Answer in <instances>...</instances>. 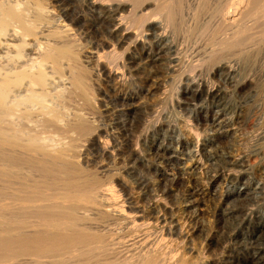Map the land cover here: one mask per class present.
I'll return each mask as SVG.
<instances>
[{"label": "rangeland", "instance_id": "rangeland-1", "mask_svg": "<svg viewBox=\"0 0 264 264\" xmlns=\"http://www.w3.org/2000/svg\"><path fill=\"white\" fill-rule=\"evenodd\" d=\"M14 1L0 0V3L4 2L3 4H5V6L7 7V5L10 6L11 3L14 4ZM41 1L45 4V6L48 7L49 10L53 12V16H54L52 17L53 24L57 25L59 23V24L67 25L71 29V31L73 30L72 32L74 33V35H76L77 41H79L78 47L81 48L80 59L83 61L85 65H88L89 70L88 69L84 70V74L87 73L86 82H90V84L85 83V85L86 84L87 85L86 87L84 86V90L71 89L59 101H61L62 106L66 108V112L68 114L70 112L72 113V114L70 113L69 116L73 115L75 111L77 112L78 110L79 112L77 113L81 112L80 114L87 116L88 122H86L85 120L84 121L85 124L81 122V124L79 123L76 125V128H70V129H76L75 132L78 130L77 135L76 133L70 134L74 130L70 133H68L69 131L66 133L65 130H61V128L58 127V125L56 126V124H51L48 130L47 128L44 130L42 129V132L48 131V133L50 132H52V134L55 133L53 134L55 135V137L57 136V138L60 139L62 137L64 141L65 140L68 141L70 139L68 137H72V135H76V137H78L80 134L82 135L84 133V136L80 135L81 137L78 140L79 141L78 143L81 146L80 149H82V151H81V155L77 158L76 161H72L70 159L67 160L63 159V161L65 162H63L62 160L59 161L58 159H55V157L51 155L50 151L46 150L47 151L46 152L45 150L44 151L41 150L40 152L39 150L34 151V149L32 148L30 147L28 148V146L26 145L27 143L25 142V139L28 137L27 135L21 136V134H18L20 136L18 135L15 137L12 136L17 141L19 140L21 143L25 144L21 147L16 145L19 147L18 149H22L24 146L25 147L27 146L26 148L25 147L23 148V151L24 152L26 151L24 154H26L29 157H33L34 155L40 157L41 164H39V162L37 163V162L25 161V160L21 162L16 160L12 161L8 158H5L6 159L5 160L4 157L2 156H1L2 158L0 157V205L7 203L10 204L12 207H14V208L10 207L9 209H7L8 213H6L7 211L4 213L0 211V214L3 213V216H1L2 214L0 215L1 218L0 236L2 235L1 237L3 236L6 237V236H10L11 234H17L19 232H22L23 229L25 227H28L29 225L42 227V226H46L44 224L47 223H48L47 226H49L50 224L52 225L53 223L67 224L68 222L72 221L71 223L79 224L81 226L86 225L88 227L87 228L85 226V229L81 231L80 236L82 235L83 236V237L81 236L82 238L88 237L86 239L89 240L90 246H88V244L85 245L84 243H78L73 247H69L70 249L67 248L68 246L66 247L62 246L63 249L62 250L61 247L58 249L57 247L55 248V246L53 249L51 248L53 247V245L49 244L48 246L51 247L50 250L48 251L49 247L47 246H45L47 248L43 247V249H45L43 250L40 247H36V248L33 247L27 241L26 243L24 242L20 243L18 241L17 242L8 241L12 243L10 244L8 242H3V239H1L0 237V239L2 240V241L0 240V264H24V263L25 264H74V263L75 264H117L116 261L120 262L121 259L117 260V257L106 255L104 251L101 252L100 247L103 245L102 242L103 240L102 241L100 240L101 242L98 241L99 238L107 239L110 238L111 236L113 240L116 239L118 240L119 236H122V234L128 232L129 227H131L130 224L121 220L118 222L115 221V223L114 221H109L107 223L101 220L102 217L99 218L95 213L93 214L92 211H87L86 213L83 210V212H85L83 213L81 209L80 212L74 211L77 212L75 214L72 213L73 212L72 211L71 214L74 215H70L68 212L67 214L66 212L54 213V211L53 212L40 211V213L36 212L37 214L36 215L35 213H32L29 209H27L28 208L27 206L31 205L33 201L35 203H42V202L48 203L49 201L51 202L52 199H53L52 201L58 199L57 201H66L67 203H71L74 205L75 203H77V201L80 200V198H84V200L81 199L83 200L82 201L83 204L85 203L88 204L86 201L89 199L88 197L90 196L89 191L91 192V190L97 189L96 186H99L98 188L101 187L105 189L106 192L112 191L114 189L113 191L116 193V195L121 199H123L125 197V192L120 186V182H119L120 178H125L128 181H130V183L133 186L132 192L134 193V196L138 197L139 194L140 195L144 194L147 195L148 197L149 194L146 193V187L141 186L137 182L138 180L137 178H139V176H143L147 180L156 183L155 184L156 188H154V190L159 191V193L162 194L165 193L164 196L167 200L166 202L168 204L170 203V205L172 203V205L175 204L176 206L180 205L181 207H184L183 204L187 203V201L190 198L197 196L201 198L200 199L201 202L199 204L195 203L191 207L192 209L191 208L189 209L190 211L193 212L197 211L198 212L197 214L199 215L193 220H190L188 225H191L192 227L198 226V229L195 230V233L192 232L191 234L192 236L191 235L189 236L190 240L188 239V241L186 242V245L189 246L191 249L192 248L193 249L192 251H188L189 250L188 249L187 250L188 252L184 253L185 255L184 261L181 264L184 263L205 264L206 261H208L209 259L213 260V258L214 259L228 258L229 260L233 261L234 264H236L235 263L236 259L239 258L242 259L247 257L249 258V262L247 264H258L256 260L250 258L255 250V247L258 248L264 246V239H262L263 244H259V243L251 244L250 242L253 240L252 236L254 232L253 231L254 227L256 226V224H258L259 220H261V218L264 217V206H263L264 195L262 194V192L258 191L260 190V188L257 189L256 191V194L259 196L255 201L248 197H242V199L235 200L233 196L230 198V201L225 203L224 206L230 207V205L232 204L231 205L232 207L234 206L235 203V206L236 205H238L239 207L245 206L248 208L254 207L258 210L257 213L259 216L255 214L251 222L250 220H247V222H245L242 225V227H240V229L237 230V234H234L235 231L234 229L237 227V222H240L243 212H238L237 216L239 217L237 218L231 215H221L218 213L219 212L218 210L221 207L220 206L221 195L226 194L227 191L238 189L240 186L243 185L244 180H246L247 182L249 180L248 185L252 187L251 191H253V188L255 189L257 185H259L264 181V134H263L264 133V25H263L264 0L261 1V3L257 2L259 0H246V4L241 6L242 10L243 8L245 10V12H243L244 10L242 11L243 12L242 14L244 16L242 14L240 15L239 17L240 19L238 20L239 23H237L235 26H228L223 22L222 20L223 18H221L222 16L221 14L225 10L224 8H226L225 3L226 2L228 3V1L230 0H202L203 4L201 3L202 1L199 2L200 0L199 1L198 0H166V1L161 0L163 6H167V5L170 6L172 10L174 9L172 12L176 13L175 15L173 14L171 23H172V27H174L172 28V31L175 32L174 38L180 50L178 51L179 53L172 54L171 56L173 57L178 55V57L181 58V62L177 63L178 65H175L176 71L170 72L169 73L170 76H169L167 73H164L162 67L164 63H168L167 58L170 55L167 54L166 56H164L165 60L162 61L164 62L162 66L160 64V67L162 69L160 70L159 73L161 74L162 81L160 84H158L159 86L157 85L155 87L154 86L150 87L145 84L143 85V83L140 80H136V79H135L136 81L135 80L132 82L129 81L130 83L127 84L122 83V81L120 82L116 81L115 83V80H108V79L103 80L104 78L102 75H101L102 77L98 76L100 75L99 73H97L96 71L95 72L92 71L93 64H92V58L89 56V51L91 50V48L92 49L96 48L95 45H97V47L100 48L98 50H100V52L104 54L105 57L104 59L106 60V62H109L111 65H115L116 57L122 58L121 55L124 52L125 47L116 44L115 39L112 38L110 39L111 42L115 44V48L104 47L106 40H108L107 35L105 33L106 31L104 32L100 30L98 32L97 31L94 32L95 30L92 28V23H91V20L93 18L92 12L89 11L88 7L84 5L82 0H41ZM194 1H196V3L198 1V3L196 4ZM233 1L231 0L230 2H233L235 5L233 4V6L230 7L231 10L230 9H226V10L233 11L239 5L238 2L239 0H233ZM5 2H7V5ZM172 5L175 7L179 5L181 7L175 8L172 7ZM221 5L224 8L220 7ZM255 5L258 6H256L257 8L254 9L253 6L255 7ZM5 6L3 7L5 8ZM3 7L1 8L3 9ZM219 8L221 10H219ZM249 8H252V10H250ZM8 9L10 11L9 7L6 8V11L5 9L2 10L3 12L1 10L0 11L1 13L4 12L7 13ZM218 10L219 12L221 11V13H219ZM250 12L252 13L249 14ZM174 16H176L175 21H173ZM79 18H81L82 20L80 22H77L78 21L77 19ZM183 19H185L186 21ZM256 19H258L259 22L256 21ZM125 20L128 21V18H125ZM261 20H263L262 21L263 24H259L262 23ZM254 23H256L255 24L256 27L255 25H253ZM232 27L234 28L233 30ZM240 27L243 30L242 29L239 30ZM246 27H248L249 30L246 29ZM75 31L77 34L75 33ZM232 31L233 32L236 31L237 36L235 35V32L233 33ZM43 35H46L47 37ZM43 35H42L43 39H41L42 37L40 36L39 37L40 40L38 42L44 43L46 42L47 38L48 40L54 39V36L52 38V35H48V33L47 34L45 33ZM232 35L234 39L230 37ZM229 40L231 41V43L236 42L237 40L238 41L233 45L230 43ZM228 41L229 44H231V46L228 45ZM212 46L214 47L215 50L216 49L219 50L220 48L222 50L223 47L222 51L216 50L218 53L222 52L221 54L219 53V57L214 56L216 54V51L213 49ZM33 48L35 50L34 46ZM211 48L214 50L215 53L213 51H210ZM135 52L139 56L141 62H144L145 57L141 55L140 49L137 48ZM209 52L210 53L213 52L211 54H214L213 55L214 58L210 57L212 55ZM206 53L210 58H213V60L210 59L208 60L207 58L208 56ZM117 54H120V56L118 57ZM221 55L224 56L222 57ZM203 56L204 58H206V60L202 58ZM200 59L201 61L199 63L202 65L199 64L198 67H196L197 69H195V71L191 72L190 74H193V77L196 76L195 77L196 80L198 81L199 79L198 82L207 80L212 84L218 85L221 89H223L224 98L222 99H225L226 102H223L220 106L214 105L209 100H205L204 102H202V100H200L199 98H194L190 93H186V94L182 93V89L184 88V86L186 85L185 83L187 82L185 80L183 81L181 77L183 76V73L184 75L187 73L189 74V72L184 71L187 70V67L184 65L185 64L187 65L188 62L196 63ZM226 60L228 63L233 61V63H230V65L233 64V66L236 65L238 66L239 64L243 63L239 65L241 66V68L243 67L242 72L244 75H242V77L246 76V73L250 74V77L253 78L252 84L245 85L242 87L243 88L242 89L236 87L235 85L236 82L225 81L222 76L219 77V75H213L212 70L209 68L212 66H213L212 68H214V63L218 64L220 61H226ZM204 62H206L207 64ZM235 63L237 64L235 65ZM172 64L174 65V63ZM244 65L247 67L249 66V68H246ZM158 69L155 68V70ZM179 74L181 77L179 76ZM164 75H165V79L163 77ZM171 75L173 77V80ZM89 76L92 78H90ZM177 76L180 78H178ZM88 79L90 80L88 81ZM175 79L178 81H176ZM115 87L118 89V91L122 92L121 93L122 96L130 97L124 99H132V100L124 101L123 104L117 103L116 100H120L121 98H119V96L116 95V91H114ZM202 99H206V98H202ZM132 101H134L136 104H138V107L139 106L140 107L135 112L133 111L128 113V111L125 110L127 109L125 106H127V102H132ZM179 102L181 103L179 104ZM92 103H97V108L95 107L96 105L94 104L95 106H93ZM147 106L148 107L152 106L154 107L155 110L152 111L150 109H147L146 108ZM120 107L122 108V110L120 111L119 114H116L115 108H120ZM222 107H224L225 113L220 118H218V120L213 122L211 118L214 116V113L217 112L218 110L222 111L221 109ZM237 107L242 108L244 110V113L242 114L243 116L239 122L234 121L233 123H231V120L229 118H232V116L235 115ZM94 109L96 110L94 111ZM159 119L160 121H164V122L169 121L171 124L177 125L178 128L177 135L181 136L183 141L182 143L183 146L194 143L199 139L201 143H205L206 150L201 152L200 154V159H201L200 166L198 167L196 172V176L198 177L197 181L194 182L193 180L189 178L187 179L185 177L182 180L184 182L180 181L176 184H172L169 180H164L162 181L161 184L157 183L159 181V176L158 173L156 172L157 169L155 168V166H152L153 164L152 160H154V154L152 151H150L149 148H147L150 138L147 139L148 142L145 141V139L142 138L141 132L142 130H144L143 128H148L149 126H152L155 122L159 121ZM121 120L124 122H132V129H131L132 131L130 130L128 132V135L132 136V138L134 139L137 138V140H139L138 147H140V150L142 149L141 151L143 156L146 155L145 156V158L147 157L146 162L143 163L137 162L133 164V163H125V162L116 163L115 161L114 162L109 161L107 160L106 157L101 156L97 152L94 146L92 145L89 146L87 144L86 136H89L90 133L92 134L96 130L99 131V129H101L102 127L103 128L101 130L104 131H102L101 132L102 134L101 133L100 134L103 139L105 138L108 140H112L113 137H116L119 140H122V135L120 130L122 129L120 124ZM9 121H10L9 124H7L8 122L5 124L10 125L12 121L11 120ZM95 128L96 130L93 131ZM153 129L154 128H152V130ZM56 130L59 131V133ZM39 131L41 130L39 129ZM42 132L37 131V134L39 133L41 134ZM23 136L25 139L23 138ZM27 149H29L30 151ZM225 154L245 155V157L248 158V160L246 161L248 165L247 167H244V170L247 168L246 172L243 174L241 180L238 179L237 177H233V178L226 177V178H222V180L219 179V180H215L212 183H208L209 179H206V177L208 178L212 173H214L217 167L222 168L225 172H228L230 170L229 165H226L225 163L222 162V159ZM191 158L192 156H188L185 159H183L179 164L187 166L191 162ZM132 164H133V168L135 169L134 173L129 170V166H131ZM177 165H178L177 163L173 162L166 167L167 170L170 169V171L168 170L170 173H173L174 171H177L176 169ZM91 185H93L92 186L93 189L89 188L91 187ZM196 185L199 186L200 194L191 195L190 188ZM84 189H86L87 191L89 190L88 193ZM163 190L166 191L163 192ZM84 191H85V195H84ZM86 196L87 199H85ZM41 199L43 201H41ZM228 203L231 204L229 205ZM248 203L250 204V206H247ZM255 204L256 206H254ZM4 214L6 217L4 216ZM83 214L88 217L84 216ZM183 214L184 213L181 210L180 215ZM39 217L41 218V220L39 219ZM43 218H45L46 220ZM236 218L238 221L236 220ZM67 219H69L70 221ZM41 221L43 224L40 223ZM37 223L42 225H38ZM84 226L82 227L84 228ZM135 234L143 235V232L137 231ZM102 236H104V238ZM7 244L10 245L8 246ZM137 246L132 248L131 251L130 250L125 251L126 253L129 252L128 254H131L130 258L135 264L136 263L139 264L140 262V261L138 262V258H139L138 254L140 252L143 251L142 253L145 252L147 253L150 251V250L148 251V247H144L141 245H137ZM154 246L156 248L158 246L159 251L161 250V254H163L162 256L168 258V262L170 261L171 256L183 250L181 248L182 246L181 242H176L175 240H171L168 237H166L165 240H162L160 243L156 242ZM134 254L137 255L135 256ZM162 256L159 258L154 257L155 262L151 261L152 263L151 262L149 263L148 262L149 260H147L146 264H162L163 262L164 264L165 263L168 264L166 262L167 259L163 257L165 259L163 261ZM111 257L114 259L116 258L115 259L116 261ZM128 262L129 260L119 264H125V263L128 264ZM142 262H144V260ZM259 264H264V261H262Z\"/></svg>", "mask_w": 264, "mask_h": 264}, {"label": "bare ground", "instance_id": "bare-ground-1", "mask_svg": "<svg viewBox=\"0 0 264 264\" xmlns=\"http://www.w3.org/2000/svg\"><path fill=\"white\" fill-rule=\"evenodd\" d=\"M82 1L84 5L88 7L89 11L92 12L93 18L91 20V23H92V28L95 30L94 32L96 31L98 32L100 30L104 32L106 31L105 33L107 35L108 40H106L104 47L115 48V44L111 42L110 38L115 39L116 44L125 47L124 52L121 55L122 58L116 57L115 65H111L109 62H106V60L104 59L105 58L104 54H102L100 50H98L100 48L97 47V45H95L96 48H93V49L91 48V50L89 51V56L92 58V64H93L92 71L94 72L96 71L97 73H99L100 75L98 76L102 75L104 78V79L102 78L103 80H107V79L115 80V83L116 81L117 82L122 81V83L127 84V83H130L129 81L132 82L136 79V80H140L143 83V85L145 84L150 87H153V86L155 87L158 84H160L162 81L161 74H159L162 68L164 70V73H167L168 75L170 72L176 71L175 65H178L177 63L181 62V58L178 57V55L173 56V57L171 56L172 54L179 53L178 51L180 50V48L174 38L175 32L172 31V28L174 27H172V23H171L173 14L175 15L176 13L172 12L174 9L172 10L170 6L167 5L169 8L167 6H163V3H161V0H82ZM201 1L202 0H200L199 2ZM230 1H228V3L227 2L225 3L226 8L222 7V5L220 6L225 9L221 14L222 15L221 18H223L222 19L223 22L227 24L228 26H235L237 23H239L238 20L240 19L239 18L240 15L243 12H245L244 8H243L244 10L243 11L241 6L246 4V0H239L238 1L239 5L233 11H230L231 10L230 7L233 6L234 1L233 0H232L233 2H230ZM261 1L263 0H259L257 2L261 3ZM194 2L196 3V1ZM3 3H0V10L2 9L1 7L5 6V4ZM5 3L7 5V2ZM201 3L203 4V1ZM177 6L175 7L172 5V7H175V8L181 7V6L179 7ZM256 6L258 5H255V7L253 6V8L254 9L257 8ZM8 7L10 8V11L8 9L7 13L6 12H4L5 14L1 13V11L4 9L6 11V8ZM260 7H263V6H260ZM226 9H230V10H226ZM249 9L252 10V8H249ZM2 10L0 11V157L2 156L4 157V159L8 158L12 161L16 160V161L21 162L25 160V161H32V162H37V163L39 162V164H41L40 157L35 156V155L34 156L32 155L33 157H29L26 154H24L26 152V151L25 152L23 151V148L25 146L22 149H18L19 147L25 144L21 143L19 140L17 141L13 137L17 136L18 134H21V136L22 135L28 136V137L25 136L27 137L26 139L24 138V136L23 138L25 139V142L27 143L26 145L28 146V148L30 147L34 149V151L39 150L41 152V150L42 151L47 150V151H50L51 155L55 157V159H58L59 161L60 160L63 161V159H66V160L70 159L72 161H76L77 158L81 155V151H82V149H80L81 146L78 143L79 142L78 140L82 135L84 136V133L82 131L83 134L82 135L80 134L81 136L79 135L78 137H76L78 130L75 132L76 129H70V128H76L77 124L79 123L81 124V122L84 123L85 120L86 122H88V119H87V116L80 114L81 112L77 113L79 112L78 110L77 112L75 111L73 115L69 116L71 112L68 114L66 112V108L62 106L61 101L59 100H61V98H63L64 95L71 89L84 90V86L86 87L87 85V84L85 85V83L90 84V82H86L87 73L84 74V70L88 69V65H85L83 61L80 59L81 48L78 47L79 41H77L76 35H74V33L72 32L73 30L71 31V29L67 25L58 23L57 25L55 24L56 25L55 26L53 24V21H52V17H54L53 12L49 10L48 7L45 6V4L41 0H17V1H14V4L11 3L10 6L7 5V7L6 6L5 8L3 7ZM176 10H179V9H176ZM219 10L221 9L219 8ZM219 13H221V11ZM251 13L252 12H250L249 14ZM175 17L176 16H174L173 21H175ZM125 18H128V21H126ZM258 19H256V21H258ZM77 20H78L77 22H80L82 19L79 18ZM262 21L263 20H261V22ZM263 22L259 24H263ZM255 24L256 23H254L253 25ZM233 29L234 28L232 27V30ZM241 29L242 28L240 27L239 30ZM246 29H248V27H246ZM236 31H234L235 35H236ZM45 33L46 34L48 33V35H52V38L54 36V39L48 40L47 38L46 42L44 43L38 42L40 40L39 37L40 36L42 37V35ZM233 35L230 36L232 37V39H234ZM43 36H46V35H43ZM41 39H43V37ZM229 41H228V45L231 46V44L234 45V43H236L238 40L233 43H231L230 41L231 44H229ZM36 44L39 46H37ZM33 46L35 47V50ZM137 48L140 49L141 55L145 57V61L143 60L144 62H141V60L139 59V56L135 52ZM211 49L210 51L214 52L215 50L214 47H213L214 50L213 49L211 50ZM219 50L222 51L223 47H222V50L221 48ZM217 51L215 55L211 54L213 52L211 53L209 52L212 55L210 57H213V55L219 57V53L221 54L222 52L218 53ZM167 54L170 55L167 58L168 63H164L162 61L165 60L164 56H166ZM117 55L118 57L120 56V54H117ZM210 57L209 56L207 57L208 60L209 59L213 60L214 57L213 58H210ZM202 58H204V56ZM201 59L198 60V62L196 63L188 62L187 65L186 64L184 65L187 67V70H184V71L189 72V74L187 73L184 75L183 73L182 77L180 76L181 73L179 74L181 79L187 82V83L184 82L186 85L182 89V93L184 94L190 93L194 98H199L200 100H202V102H204L205 100H209L214 105L220 106L223 102H226L225 99H222L224 98L223 89H221L218 85L212 84L211 82L207 80L204 81L203 78H202L203 81L198 82L199 79L197 81L195 78L196 76L193 77V74H190L191 72H194L195 69H197L196 67H198V65L200 64L199 62L201 61ZM204 59L206 60V58ZM172 63H174V65ZM230 63H233V61L229 63L227 62V60L220 61L218 64L214 63V68H212L213 67L212 66L209 69L212 70L213 75H219V77L222 76L225 81L236 82L235 83L236 87L242 88L245 85L252 84L253 78L250 77V74L246 73V76L242 77V75H244L242 72L243 67L241 68V66L239 65L243 63L239 64L238 66L236 65L237 63H235L237 67L233 66V64L230 65ZM160 64L161 66L163 64L162 68L160 67ZM245 67L249 68V66L248 67L245 66ZM155 68L157 69L160 68L158 69L159 72L158 70H155ZM163 77L165 79V75ZM89 80L90 79H88V81ZM172 80H173V77H172ZM117 88L115 87L114 91H116V95H118L119 98H121L120 100H116L117 103L123 104L124 101L132 100V99H124V98H130V97L122 96L121 94L122 92L118 91ZM202 98H206V99H202ZM180 103L181 102H179V104ZM92 104L93 106L96 105L95 107L97 108V103H92ZM121 107L115 108L116 114L120 113V111L123 108ZM125 107L127 108L125 110H127L128 113H130L133 111L135 112L137 109H139L140 106L138 107V104L132 101V102H127V106ZM146 108L152 111L155 110L154 107L152 106L150 107L147 106ZM221 109L223 112L218 110L217 112L214 113V116L211 118L213 122L218 120V118H220L225 113L224 107H222ZM236 109L237 110L235 112V115L232 116L233 119L229 118L231 120V123H233L234 121L239 122L243 116L242 114L244 113V110L239 107H237ZM95 110L96 109H94V111ZM9 120H11L12 123L10 125H6L5 123L7 122H8L7 124L10 123ZM51 124H56V126L58 125V127H60L61 130H65L66 133L68 131H69L68 133H70L74 130L73 131L74 133L72 132L70 134L76 133V135H72V137H68L70 138L68 141L67 140L64 141L62 137L61 139L57 138V136L55 137V135H53L55 133L52 134V132H50L51 130L49 131L50 133H48V131L42 132V129L44 130L47 128L48 130ZM120 124L122 128L120 129L122 140H119L116 137H113L112 140H108L105 138L103 139L101 137V134H102L101 132L104 131V130H101L103 128L102 127L101 129H99V131L96 130L95 128L93 130V131L96 130L94 133L92 134L90 133V135L88 134L89 136H86L87 144L89 146L90 145L94 146L97 152L101 156L106 157L107 160L109 161H113V162L115 161L116 163L125 162V163H133V164L137 162L139 163L146 162L147 161V157L145 158L146 155L143 156L142 151H141L142 149L140 150V147H138L139 140H137V138L134 139L132 138V136L128 135V132L132 129V122H124L121 120ZM152 128L154 129L152 130ZM39 129L41 131H39ZM143 129L144 130H142L141 132L142 138L145 139V141H147V139L150 138L149 142L147 141L148 142L147 148H149L150 151H152L154 154V160H152L153 162L152 166H155V168L157 169L156 172L158 173V176H159V181L157 182L158 184L159 183L161 184L162 181L164 180H169L172 184H176L182 181L185 177L187 179L189 178L193 180L194 182L197 181L198 177L196 176V172H197L198 167L200 166V160H201L200 154L201 152L206 150L205 143H201L200 139L197 138L199 139L198 141L195 140L196 142L183 146L182 145L183 141H182L181 136L177 135V129H178L177 125L171 124L169 121L164 122V121H160L159 119V121L155 122L152 126H149L148 128H143ZM37 131L42 132V133L37 134ZM57 132L59 133V131ZM16 145H18L19 147ZM188 156H192L191 162L187 166L180 165L179 163ZM247 160L248 158L245 157V155L225 154L222 159V162L225 163L226 165H229L230 170L228 172H225L222 168L217 167L214 173H212L211 175L209 174L210 176L208 178L206 177V179H209L208 183H212L215 180H219V179L222 180V178H226V177H230V178L237 177L238 179L241 180L243 174L246 172V169H247L246 168L244 170V167H247L248 165V163L246 162ZM173 162L178 164L176 166L177 171L173 170L174 172L170 173L169 172L170 169H168L169 170L168 171L166 166L170 165ZM133 164L129 166V170L134 173L135 169L133 168ZM137 179H138L137 180L138 184L146 187V193L149 194L148 197L147 195H144L143 193H142L143 195L139 194L138 197L134 196V193L132 192L133 186L130 183V181H128L125 178H120L119 180L120 186L125 192V197L123 199H121L120 197L116 195V193L113 191L114 189L112 191H107L109 192L107 193L105 189L101 187L98 188L99 186H96L97 189L91 190V192L88 190L90 194V196L88 197L89 199L86 201L88 204L82 203L84 198H80L81 197L80 195L79 197L80 200L77 201V203H75L74 205L71 203H67L66 201H57L58 199L54 201H52L53 200L52 199L50 202L49 201L50 199L48 198L49 199L48 203L46 201H45L46 203H43V202L35 203L33 201V203L35 204L32 203L31 205L27 206L28 207L27 209H29L32 213H35V214L36 212L40 213V211L42 212L43 211L44 212L54 211V213L55 212L56 213L66 212V214L68 212L70 215H74L75 213L80 212V209H81L82 212L84 210L86 213L87 211H92L93 214L95 213L99 218L102 217L101 220L107 223L109 221H114L115 223V221L118 222L121 220V221H124L130 224L131 227H129L128 232L125 234H122V236H119V237L117 236L118 240L117 239L113 240L111 238L112 236L107 239H105L104 236H102L104 239L102 238L100 239L97 236L99 238L98 242H101L103 240L102 241L103 245L101 244L102 245V246L100 245L101 247L98 246L101 249L100 251L101 252L104 251L106 255L117 257V260L121 259V261L118 262L115 260L116 258L114 259L111 257L112 259L116 261L117 264L124 263L127 260H129L128 264L129 263L135 264L130 258L131 254H128L129 252L126 253L125 251L126 250L131 251V249L136 247L137 245L148 247V251L150 250L147 253L146 252L142 253L143 252L142 251L140 252L141 254L139 253L140 255L137 252L138 257H139L138 262L140 261L139 264L140 263L146 264L147 260H149L148 261L149 263L151 261L155 262L154 257L159 258L163 254H161V250L159 251L158 249L159 245L157 246V248L154 245L156 244V242L160 243L162 240H165L166 237L170 238L171 240H175L176 242H181L182 244L181 248L183 249L182 250L183 252L181 251L174 255L172 254L173 256H171V259L169 258L170 259L169 262H168L167 257L162 256V258L165 257L167 259L166 262L168 264H181L184 261V256H185L184 253L188 251H192L193 249L187 246L186 242L188 241L189 236L192 234V232L195 233V230L198 229V226L192 227L191 225H188L190 220H193L199 215L197 214L198 213L197 211L193 212V211H190L189 209L195 203L199 204L201 202L200 201L201 198L199 196L190 198L187 201V203L183 204L184 207H181L180 205L176 206L175 204L172 205V203L170 205V203L168 204L166 202L167 200L164 196L165 193L162 194V193H159V191L154 190V188H156L155 187L156 183H153L147 180L143 176H139V178ZM248 182L244 180L243 185L240 186L238 189L227 191V193L224 195L221 193L222 194L220 198L221 207L218 210L219 214L231 215V216H235L238 218L239 216H237V213L243 212L242 213L243 215L241 214L242 218L240 219V222H237L236 228L234 227L235 228L234 234H237V230L240 229V227H242V225L245 222H247V220H250L251 222L255 214L259 216L257 213L258 210L254 207H249V208L245 206L239 207L238 205L235 206V203H234V206L232 207H231L232 205L231 203H230L231 205L228 203L230 207L224 206L225 203L230 201V198L233 196L235 200L242 199V197H248L254 201L257 200L259 195L256 194V191L259 188L260 190L258 191L262 192V194L264 195V181L260 183L259 185H257L255 189L253 188V191H251L252 187L248 185L249 184ZM198 185L190 188L191 195L200 194L199 192L200 189ZM92 186L93 185H91V187L89 186L88 187L92 188ZM84 190L87 191L86 189ZM85 191H84V195H85ZM165 191L163 190V192ZM167 193H168V190H167ZM89 194H86V195H89ZM85 199H87V196L85 197ZM41 201L43 200L41 199ZM248 204L247 206H250V204L249 205ZM256 204L254 206H256ZM9 205L10 204H7V203L0 205V211L4 213L10 207L14 208L11 205L10 206ZM181 210L184 213L183 215H180ZM74 211H77V212H74ZM71 212L74 214H71ZM3 213H1L2 215L1 214L0 215L3 216ZM6 213H8V211ZM40 217L39 219L41 220ZM61 222H64V221H61ZM71 222H68L67 224H61V223L54 224L52 222L53 223L52 225L49 223L50 225L47 226L48 225L47 223V224H44L46 226H42V227L40 226L36 227L35 225L31 224L32 226L29 225L28 227H25L22 232H19L17 234H11L10 236H6V237L4 236L1 237L2 236L1 235L0 237L1 239H3V242H8V241L17 242L18 241L20 243L21 242L26 243L27 241L28 243H30V245H32L35 248L40 247L41 249H43V247L44 248L49 247L48 251L50 250V247H51V246H48L49 244L53 245V247H51L53 249H54V246L55 248L57 247L58 249L60 247L62 249V246L63 247L68 246L67 248H69V247H73L77 245L78 243H84L85 245L88 244V246H90L89 240L86 239L88 237L82 238L83 236L82 235H81L82 237L80 236L81 231L85 229L86 225L85 226L82 225L84 226L83 228L81 225L71 223ZM40 223H42V221ZM42 224H38V225H42ZM137 231L143 232V235H139V234L136 235L135 233ZM253 231H254L253 236H252L253 240L250 243L251 244H256V243L263 244L262 239H264V236H263L264 235V217H262L261 220H259L258 224H256ZM210 239H213V238H210ZM10 244H7V245L9 246ZM250 259L256 260L258 264L264 261V246L258 247V248L255 247V250L253 254L251 255ZM143 260L144 262H142ZM164 260L165 259L163 258V261ZM235 261H236L235 262L236 264H247L249 262V258L248 257L242 258V259L239 258V259H236ZM162 264H164V262ZM205 264H234V262L229 260L228 258H222V259L213 258V260L209 259L208 261H206Z\"/></svg>", "mask_w": 264, "mask_h": 264}]
</instances>
